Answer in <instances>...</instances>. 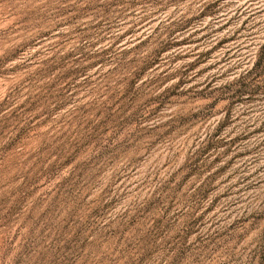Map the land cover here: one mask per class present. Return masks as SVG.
Returning <instances> with one entry per match:
<instances>
[{
    "label": "rangeland",
    "instance_id": "374dc122",
    "mask_svg": "<svg viewBox=\"0 0 264 264\" xmlns=\"http://www.w3.org/2000/svg\"><path fill=\"white\" fill-rule=\"evenodd\" d=\"M0 264H264V0H0Z\"/></svg>",
    "mask_w": 264,
    "mask_h": 264
}]
</instances>
